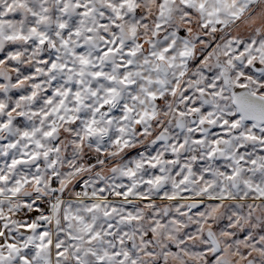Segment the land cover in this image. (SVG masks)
I'll use <instances>...</instances> for the list:
<instances>
[{
	"label": "snow or ice",
	"instance_id": "obj_1",
	"mask_svg": "<svg viewBox=\"0 0 264 264\" xmlns=\"http://www.w3.org/2000/svg\"><path fill=\"white\" fill-rule=\"evenodd\" d=\"M0 264H264V0H0Z\"/></svg>",
	"mask_w": 264,
	"mask_h": 264
}]
</instances>
